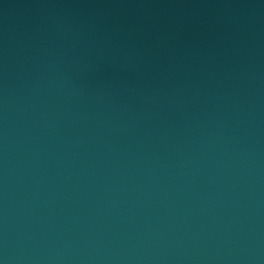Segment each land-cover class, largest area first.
I'll return each mask as SVG.
<instances>
[{"label": "water", "instance_id": "1", "mask_svg": "<svg viewBox=\"0 0 264 264\" xmlns=\"http://www.w3.org/2000/svg\"><path fill=\"white\" fill-rule=\"evenodd\" d=\"M0 264H264V0H0Z\"/></svg>", "mask_w": 264, "mask_h": 264}]
</instances>
